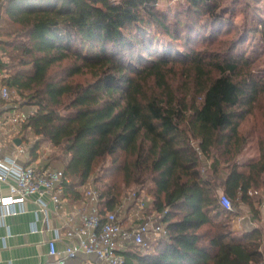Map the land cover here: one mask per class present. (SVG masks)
I'll return each instance as SVG.
<instances>
[{
    "label": "trees",
    "instance_id": "16d2710c",
    "mask_svg": "<svg viewBox=\"0 0 264 264\" xmlns=\"http://www.w3.org/2000/svg\"><path fill=\"white\" fill-rule=\"evenodd\" d=\"M260 1L262 15L246 0H0L1 83L32 113L22 142L36 138L25 165L62 171L64 200L93 185L100 213L135 190L150 194L147 213L165 211L167 236L152 252L124 249L125 264L262 262L263 231L231 230L240 205L263 221ZM252 138L257 158H243ZM44 142L59 154L37 162Z\"/></svg>",
    "mask_w": 264,
    "mask_h": 264
},
{
    "label": "built area",
    "instance_id": "2783aa9c",
    "mask_svg": "<svg viewBox=\"0 0 264 264\" xmlns=\"http://www.w3.org/2000/svg\"><path fill=\"white\" fill-rule=\"evenodd\" d=\"M2 78L0 74V219L24 212V203L33 196L36 197L37 211L45 212L44 196L58 207L62 202L60 195L64 184L68 183L60 170L34 167L19 161L30 147L22 142L20 129L32 113L11 105L10 92L1 83ZM15 139H20L21 143L15 145ZM6 144L14 147L10 156L2 155ZM3 188L7 189L6 195L2 194ZM149 200L144 191H129L114 210L100 213L99 191L93 185L86 186L82 198L84 208L65 214L62 224L48 240V255L53 261L43 264H66L79 255L93 256V264H125L121 254L124 249L130 246L142 251L151 249L167 236V230L163 222L165 211L147 213ZM220 204L226 211L233 210L230 199L224 194L220 195ZM124 209L129 221L127 226L119 218ZM244 217L242 215L241 219ZM31 230L35 231L33 223ZM63 241L67 244L63 249H57L56 244Z\"/></svg>",
    "mask_w": 264,
    "mask_h": 264
},
{
    "label": "crops",
    "instance_id": "0c3cea01",
    "mask_svg": "<svg viewBox=\"0 0 264 264\" xmlns=\"http://www.w3.org/2000/svg\"><path fill=\"white\" fill-rule=\"evenodd\" d=\"M3 146L2 155L10 156L13 154L14 147L12 145L6 144ZM25 153L24 157L19 159L23 164L27 163ZM38 161H41L40 155ZM2 194H7L6 188L2 189ZM35 199L36 197L33 196L24 203V212L21 214L0 219V264H43L47 261H53V258L48 255V240L54 236L55 229L60 227L67 212L84 208L82 200L72 202L64 199H61V205L55 207L49 197L44 196L42 200L45 202L46 208L45 212H41L37 211L38 206L34 203ZM242 215H245L243 219H241ZM126 216L125 218L119 216L124 226L129 225ZM262 220L264 222V213ZM32 223L35 224V231L31 230ZM256 223L258 222L250 219L245 206L242 209L239 207V214L232 220L231 230L234 233H242L256 227ZM65 244H67L66 241L58 242L56 247L61 250ZM155 247L156 245L152 246L149 249L150 252L154 251ZM263 248L264 239H262L260 247L262 252H264ZM93 263L94 257L85 255H79L75 259L66 262V264Z\"/></svg>",
    "mask_w": 264,
    "mask_h": 264
},
{
    "label": "rangeland",
    "instance_id": "374dc122",
    "mask_svg": "<svg viewBox=\"0 0 264 264\" xmlns=\"http://www.w3.org/2000/svg\"><path fill=\"white\" fill-rule=\"evenodd\" d=\"M246 1H248L250 3V9L254 7L253 10H257L258 13L260 15H262V13H261L262 12L261 11L262 2L260 0H246ZM262 18H264V16H262ZM234 21L238 25H241L242 22H243V14L236 15L234 17ZM136 27L138 28L137 25L128 26L125 29V33H130V32L134 33V32H136L137 31L136 30ZM149 33H150V35L155 36V38H156L157 41H159L161 43H164V45H166V46H173V47H175L178 50H182L183 49V48H180V44L179 43L171 44V42L168 41L166 37H163L156 30H153V29L150 28L149 29ZM256 41H257V38L256 39H253L252 42L251 41L249 42V45H250V43H254ZM249 45H247V46H249ZM258 47H259V49H258L257 55H255V56H257V60H258L259 66H261V65H264V53H263V50L264 49L261 48V45H258ZM77 50L81 51L84 55H93V54H95V51H96L95 48H90L89 46L83 45V44L80 45L79 43L77 44ZM14 97H15V95L13 93L12 95H10V100H12ZM15 98H17V97H15ZM263 105H264V103H263ZM253 121H254V119L252 117L251 118H248L246 120V122L244 123V129H245L244 131L251 129V126L253 124ZM28 138H29V144L28 145H32V143L34 142V140H36L35 137L33 138V137L28 136ZM40 148L41 149L38 151V153L40 155L41 160L46 159L47 156H49L51 153H53L55 155L59 154L58 149L53 148L50 144H48L46 142L42 143L41 146H40ZM257 154H258V152H257V149H256L255 139L252 138V140L249 143V146L246 148V151H245V153L243 155V158L244 157H246V158H257ZM144 192L147 194V196L149 197V199L151 201L150 194L148 192H146V191H144ZM125 193H126V191L124 192V194ZM124 194H122V195H124ZM239 207H240V209H242L243 206L240 205ZM119 214H120L119 215L120 217H124V218L127 215V213L125 212V209L122 211V213L120 212ZM256 227H258L259 229H261L263 231V236H262L263 238L262 239H264V222L262 221V222L256 223Z\"/></svg>",
    "mask_w": 264,
    "mask_h": 264
},
{
    "label": "water",
    "instance_id": "95a60500",
    "mask_svg": "<svg viewBox=\"0 0 264 264\" xmlns=\"http://www.w3.org/2000/svg\"><path fill=\"white\" fill-rule=\"evenodd\" d=\"M14 143H15V145H19L20 144V139H15Z\"/></svg>",
    "mask_w": 264,
    "mask_h": 264
}]
</instances>
